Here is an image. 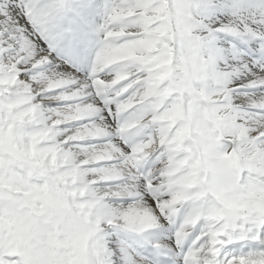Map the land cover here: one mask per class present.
<instances>
[{
    "label": "clouds",
    "instance_id": "clouds-1",
    "mask_svg": "<svg viewBox=\"0 0 264 264\" xmlns=\"http://www.w3.org/2000/svg\"><path fill=\"white\" fill-rule=\"evenodd\" d=\"M113 4L122 11L100 24L93 79L49 72L31 93L23 82L12 89L17 134H0V264H108L109 229L142 231L165 214L192 257L213 264L226 228L239 239L247 233L236 220L264 215V77L245 69L248 82L233 87L239 75L206 70L198 21L176 0ZM101 94L111 119L94 107ZM138 189L158 197L155 208L115 203ZM240 256L234 264H247Z\"/></svg>",
    "mask_w": 264,
    "mask_h": 264
},
{
    "label": "snow or ice",
    "instance_id": "snow-or-ice-1",
    "mask_svg": "<svg viewBox=\"0 0 264 264\" xmlns=\"http://www.w3.org/2000/svg\"><path fill=\"white\" fill-rule=\"evenodd\" d=\"M180 5V12L189 16L192 19L198 21L197 31L200 33V44L202 47L205 45L206 37L210 38L217 33H225L235 37L246 36L258 43V51L261 56L259 74L264 77V9L259 10L258 15H253L249 19H241L238 25L228 24L221 25L219 28H212L209 25H205L202 20L197 18V13L194 12V8H199V5H193L189 0H176ZM62 4L54 2L47 5H41L38 0H0V54L5 55L7 58L0 60V134L5 131H9L13 134V137L17 134L15 117L19 111V107L16 101L12 98V89L17 84L23 82L25 86H28V92L31 93L30 82L41 75H47L49 72H54L61 76L71 74L73 77V83H79V73H74L69 69L62 68L59 64H54L55 57L51 55L53 50L52 43L54 42V34L52 32V24L55 17V13L62 8ZM114 11H122V9H116L115 4L109 8L106 6L105 16L106 18H112ZM236 13L234 12L233 15ZM243 22V23H241ZM243 29V32H242ZM100 37L102 38V32L99 29ZM45 43L49 44V47H45ZM205 48V47H204ZM8 49L12 50V53L7 52ZM205 61L206 70L215 71L218 74L221 73L216 66V55L206 54L203 57ZM54 67L49 68L50 65ZM251 73H257V67L253 66ZM30 74V75H26ZM23 77V78H22ZM14 78V79H13ZM92 65L87 73V77L83 80H91ZM6 81H12V83L6 84ZM7 89V91L5 90ZM34 95V93H33ZM39 97H36L38 99ZM98 104L94 107L104 109L101 112L102 117H109V111L114 110V104L111 103L110 97H105L102 94L97 96ZM27 131L26 128H22L19 135ZM145 186L151 183L150 180L145 178ZM156 201L159 203L158 197L148 191ZM155 204V207H156ZM167 221L171 224V218L165 214L161 217L157 224L151 225L149 228L138 231L130 230L129 233L143 234L150 229L162 226L161 221ZM242 230L247 235L241 236L236 240H229V230L226 228L224 232L225 240L222 248L217 251L215 248L212 250L215 255L213 264H228L229 261L234 262L237 260V255H225L224 249L233 243L237 242H252L264 245V215H256L249 217L246 221L236 220L232 225L233 230ZM234 234V231H233ZM174 235V234H173ZM175 243L178 248L181 245L174 235ZM154 248H160L159 244L153 245ZM196 251L195 248L188 247L183 252L182 264H199V257L193 258L192 252ZM123 255V254H122ZM240 259H247V264H264V250L259 253H249L241 255ZM108 264H112L111 259L108 257ZM123 264H137L132 260H126Z\"/></svg>",
    "mask_w": 264,
    "mask_h": 264
},
{
    "label": "bare ground",
    "instance_id": "bare-ground-1",
    "mask_svg": "<svg viewBox=\"0 0 264 264\" xmlns=\"http://www.w3.org/2000/svg\"><path fill=\"white\" fill-rule=\"evenodd\" d=\"M233 1L203 0L198 4L200 7L196 8L197 18L202 20L205 25L219 28L221 25H238L241 19L247 20L253 15L259 14L258 11L252 10V8L256 7L249 5V0H245V2L252 10V13H241L244 11L243 8L237 6ZM8 2L11 3V0H8ZM54 2H59L63 6L55 13L52 32L54 37L61 32L66 33L60 39L55 38L52 43L53 50L51 55L56 58L54 64H59L62 68L71 70L60 61V58L71 57L77 60L79 70L73 72L79 73L78 79L83 80L87 77L90 69L89 58L95 55L94 47L98 44L100 38L99 27L105 16L106 6L111 3V0H104V4L100 0L99 2L95 0H46L43 5ZM234 12L236 13L235 15H233ZM2 19L0 17V20ZM68 30H71L69 34H67ZM45 47H49V44L45 43ZM204 47L206 54L216 55V66L221 73L239 75V79L233 80V87L238 86L240 83L248 82L244 75H240L242 70L246 69L251 72L253 66H256V74H259L261 56L258 51V43L246 36L235 37L225 33H217L210 38L206 37ZM240 47L258 55V59L256 61L251 60L241 52ZM7 52L14 54L11 49H8ZM6 58L5 55L0 54V60ZM54 64L50 65L49 68L54 67ZM80 71H84V74L81 75ZM49 107H56V105H49ZM134 200L146 202L148 206L155 208V198L147 192L141 193L139 189L128 198L115 201V203L127 206ZM161 224L162 226L150 229L140 235L115 228L109 229L104 238L107 257L111 259L112 264H123L128 258H131L132 261L140 262V264H150L138 257L134 250L135 246L145 248L147 253L155 249L167 255L178 256L170 224L163 220ZM155 244H159L160 248H154L153 245ZM262 250H264V245L259 243L237 242L228 245L223 251L225 255L231 256L249 253L256 254ZM179 264H182V261Z\"/></svg>",
    "mask_w": 264,
    "mask_h": 264
},
{
    "label": "rangeland",
    "instance_id": "rangeland-1",
    "mask_svg": "<svg viewBox=\"0 0 264 264\" xmlns=\"http://www.w3.org/2000/svg\"><path fill=\"white\" fill-rule=\"evenodd\" d=\"M39 3H41V5H43V2H45L46 0H38ZM60 1V0H59ZM96 2H99V0H95ZM203 0H189V2L193 5H198L200 2H202ZM101 2V1H100ZM197 2V4H196ZM237 6H241L243 8V12L241 13H252V10H256L259 12L260 9H264V0H249V5L255 6L256 8H252V10H250V8L248 7V5L246 4L245 0H234L233 1ZM102 4H104V1L101 2ZM240 4V5H239ZM261 4V5H260ZM248 7V8H247ZM246 9V10H245ZM249 10V11H248ZM196 11V8H194V12ZM101 23V22H100ZM71 30H68L67 34L70 33ZM66 33L65 32H61L59 34L56 35V39H60L61 37L65 36ZM127 260H132L131 258H128Z\"/></svg>",
    "mask_w": 264,
    "mask_h": 264
}]
</instances>
